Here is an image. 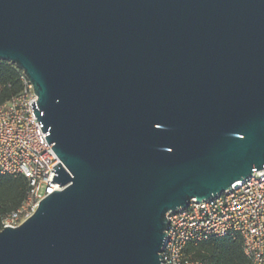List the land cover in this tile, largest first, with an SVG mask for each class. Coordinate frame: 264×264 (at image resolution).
Masks as SVG:
<instances>
[{
  "label": "water",
  "instance_id": "obj_1",
  "mask_svg": "<svg viewBox=\"0 0 264 264\" xmlns=\"http://www.w3.org/2000/svg\"><path fill=\"white\" fill-rule=\"evenodd\" d=\"M0 61L62 188L0 264H161L168 212L264 169V0H0Z\"/></svg>",
  "mask_w": 264,
  "mask_h": 264
},
{
  "label": "built area",
  "instance_id": "obj_2",
  "mask_svg": "<svg viewBox=\"0 0 264 264\" xmlns=\"http://www.w3.org/2000/svg\"><path fill=\"white\" fill-rule=\"evenodd\" d=\"M20 80V93L0 105V177H23L28 195L2 219L0 230L18 227L41 200L62 189L51 182L60 161L30 109L37 97L23 74ZM252 174L215 198L168 212L161 264H201L185 254L186 246L224 237L241 241L249 264H264V169Z\"/></svg>",
  "mask_w": 264,
  "mask_h": 264
},
{
  "label": "trees",
  "instance_id": "obj_3",
  "mask_svg": "<svg viewBox=\"0 0 264 264\" xmlns=\"http://www.w3.org/2000/svg\"><path fill=\"white\" fill-rule=\"evenodd\" d=\"M21 75L14 65L0 61V105L20 93ZM27 195L28 184L23 177H0V228L2 219L20 208ZM185 254L201 264H249L243 254L241 241L237 238H213L188 244Z\"/></svg>",
  "mask_w": 264,
  "mask_h": 264
}]
</instances>
